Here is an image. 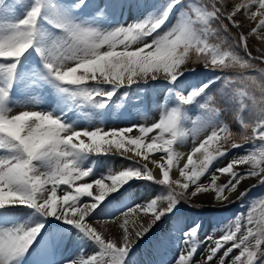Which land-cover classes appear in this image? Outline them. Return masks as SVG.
<instances>
[{
  "label": "snow or ice",
  "instance_id": "1",
  "mask_svg": "<svg viewBox=\"0 0 264 264\" xmlns=\"http://www.w3.org/2000/svg\"><path fill=\"white\" fill-rule=\"evenodd\" d=\"M134 7L140 5L126 0H0V219L30 213L24 222L0 226V264H137L138 243L182 201L213 192L223 203L249 178L264 185V68L256 76L244 75L256 68L253 61L264 63V50L257 48L253 56L238 18L259 17L249 35L264 39V0H199L186 8L182 0H166L126 26H105ZM174 10L180 12L172 24ZM189 63L203 64L212 78L189 82L185 74L197 71ZM229 69L240 72L224 75ZM150 81L165 83L175 101L156 122L109 130L76 127L77 119L102 117L122 89L116 108L133 85ZM218 81L224 85L223 102L243 129L239 136L212 106L210 89ZM22 90L29 92V104L47 101V108L14 111ZM194 103L203 115L195 117L190 132L184 127L185 106ZM202 132L207 134L200 139ZM190 134V151H177ZM234 150L243 151L213 168ZM116 154L128 165L95 178L93 157ZM173 169L179 178H173ZM221 176L227 181L218 183ZM136 180L162 191L143 203H121L119 214L110 212L121 190ZM105 216L123 217L120 234L109 231ZM142 216L151 218L145 224ZM201 227L193 222L183 231L175 241L179 255L162 264H264V210L258 216L248 211L246 219L237 214L215 239L199 241ZM68 240L79 247V256L55 259Z\"/></svg>",
  "mask_w": 264,
  "mask_h": 264
},
{
  "label": "rangeland",
  "instance_id": "2",
  "mask_svg": "<svg viewBox=\"0 0 264 264\" xmlns=\"http://www.w3.org/2000/svg\"><path fill=\"white\" fill-rule=\"evenodd\" d=\"M9 2L11 3L12 0H9ZM59 2L68 3L70 1L59 0ZM97 2L103 3V0H97ZM126 2H130L133 5H140V7H134L125 10L122 15H119V17L123 18L126 24H128L136 19H141L144 16H146L149 12L156 10L159 6L163 5L166 2V0H126ZM198 2L199 0H182V3L185 5V8L189 5L196 4ZM225 2L227 3V0H225ZM233 2H239V0H233ZM18 11H22V10L18 9ZM179 12L180 10H174V15L171 17L172 24H174L176 22V19L179 17ZM238 18L243 21L240 32H242L245 36L251 38L252 41H254L253 39L254 36L249 35V33L251 28L255 27V24L259 20V17H257V21L248 20L244 16H240ZM168 27H171V24H169ZM238 51H240L241 55L244 54L243 51H241V49L240 50L238 49ZM33 66L39 67L38 57H33ZM192 67H195L197 70H201V72L196 73V75L189 76L188 77L189 82L195 83L198 81L212 78L213 74L211 72H208L206 69H203L204 68L203 64H200V68H197V66H193V65L189 66V68ZM258 69L259 68H255L253 70H246L244 72V75L256 76L258 75ZM239 72L240 70L237 69L226 70L224 75L235 76ZM161 84L162 83H156L155 81H152L147 86L140 84L139 88L137 85H133L131 89L130 97L123 101L122 107L116 108L115 105L121 103L120 96L124 91V89H122L120 93H117V96L113 97V102L109 105V108L105 110V114L102 116L103 119H105V122L103 124H100L99 126L96 125L99 124L98 121H100L102 117H96L91 121L80 118L77 119L76 121V127L78 129L80 128L82 129L85 126L84 128H87L89 130H92L95 127H101L104 130H109L113 128L118 129V128L129 127L132 126L133 122L137 123L134 125H138V124L151 125L160 118V116L165 110H170L171 107L175 106L174 97L172 95L168 96L165 92L166 85H161ZM222 88H224L223 83L218 81L210 89V94L214 96V102L212 103V106L216 107L217 104H222L225 113L222 114L221 113L222 111L220 112V116H219L220 120L223 122H227V121L233 122V117L235 118V111L234 109L229 108V106L223 102L221 98V92L219 91ZM47 91L48 89L45 88L44 92ZM30 94L36 96L40 95V93L36 90H30ZM256 95L257 97H259L258 92L256 93ZM28 96H29V92H25L22 90L17 93L16 100L19 99L20 97H23L25 98V102L28 103ZM203 102H204V98L202 97L199 99L198 103H203ZM198 103H194L190 105V107L194 108L192 113L191 110H188L186 112L187 118L184 120V122L186 123L184 127L190 132L194 128L193 121L195 120V117L197 115H203V110L199 109ZM248 103H251V101H248ZM247 115L248 113L246 111L245 116ZM79 122H81L82 124ZM237 123L239 127L240 124L238 120ZM229 126L231 128L230 124ZM132 134L135 135L139 133L134 131ZM206 134H207L206 132L200 133V139H202ZM193 140L194 137L191 134L186 139V141H189L190 143L187 148V153L190 151L193 145ZM248 146L249 145H246L245 147ZM238 151L242 152L243 150H234L233 152L229 153L227 157L222 158L220 161L214 164L213 168L218 166H223L224 164H226L232 158V156ZM93 158L97 160L95 178H98L100 175L109 174V170H111L112 172L122 170V168L127 166L129 163V161L124 160L118 154L112 156H100ZM173 173L174 172H172V175H175ZM177 176L179 178L178 171L176 173V176H173L174 179H176ZM227 179H228L227 176H221L220 181H218V183H224L227 181ZM86 180L90 182L91 178H86ZM202 182L207 183L208 182L207 177L202 178ZM146 184H149L151 186H147ZM252 185H257V186L252 188L251 192H249L248 195L243 200L238 199L240 192H243L245 189L249 188ZM128 191H132L134 197L133 195L131 198L127 197ZM160 191H162L161 186L153 184L151 182L143 181V180L133 181L130 184V186H125V188L121 190V194L116 199L113 200L112 206L110 207V212L119 214V210L121 209V203H130V204L143 203L151 198H154V196L158 194ZM61 192L62 191H58V194H61ZM190 201L194 203V205L196 206L195 210L197 213H193V214H198L199 215L198 217H204L205 219H208L207 221L209 222H211L212 220L215 221V222L212 221V223L208 227H206L207 229L206 231L201 232L200 230L197 235V239L199 241H203L206 236H212L215 239L223 234L224 228L230 222H233L235 220L237 214L244 213L246 219V214L248 211H252L254 215L258 216L260 212L264 210V185L258 184L256 178H249L243 181L241 185H239L238 190L235 193H232V195L230 194L229 199L227 201H224L223 203H220L216 200L215 194L213 192L200 193L197 196L192 197ZM186 202L187 201H182L181 205L178 208V211L174 215L168 216L162 222H159L156 226L153 227L150 234L147 235L143 240H141L138 243L137 247L134 249L136 253L135 257L139 259L137 260V264H162V262H171L179 255L180 248L176 246L175 241H177L178 238L182 236L183 231L187 230L185 228H180L179 222L186 220L187 217H189L190 215L192 216V214H189L190 210H187ZM25 215H26L25 212L22 211L18 215L9 217L7 220L0 219V226H11L14 223L21 222L23 221L22 219L24 218ZM105 218H109V217L108 216L102 217L101 218L102 221ZM121 218L123 219V217ZM147 218L148 219H146V223L148 222V220H150L151 217L147 216ZM193 222H195V220ZM201 226H202V222H201ZM158 242H160L161 245ZM66 245L69 246L68 254H70L71 249H73L74 250L73 253L79 256L80 249L76 248L75 243H73L71 240H68ZM147 246L151 247V249L155 248L153 250H150L151 254L158 247L161 253L158 256H150L149 252L148 254L145 253L146 252L145 249L147 248ZM204 247L205 245L202 244L200 250L201 252L204 251ZM222 251L223 250H221L220 254H222ZM236 251L238 252V250ZM199 258H200V253H198L196 256V259ZM28 259L31 260L32 257H29Z\"/></svg>",
  "mask_w": 264,
  "mask_h": 264
},
{
  "label": "bare ground",
  "instance_id": "3",
  "mask_svg": "<svg viewBox=\"0 0 264 264\" xmlns=\"http://www.w3.org/2000/svg\"><path fill=\"white\" fill-rule=\"evenodd\" d=\"M261 32H262V35H264V30H261ZM255 39H256V41H257V45L259 46V48H261L262 50H264V39H261L260 37H257V36H255ZM17 101V103L14 105V111H20V110H24V107L25 106H27L30 110H40V109H43V108H47V102L45 101V103H42L41 105H39V106H33V105H31V104H29V103H26L25 102V100L23 99V98H19V99H17L16 100ZM105 117V116H104ZM105 122V119H103V117L100 119V121H98V123L99 124H103ZM79 123H81V122H79ZM78 123V124H79ZM82 124V123H81ZM82 127V126H81ZM85 127V126H84ZM83 127V128H84ZM81 129V128H80ZM189 141H184L181 145H179V146H177V151H179V152H181V153H187V148H188V146H189ZM183 162H186V155H185V159L184 160H182V162L181 163H183ZM150 167H151V165H150ZM173 174H175V175H172V176H176V173H177V170L176 169H173ZM174 178V177H173ZM177 178H178V176H177ZM130 189V188H129ZM94 191H95V189H93ZM61 194H62V192H61ZM127 194V193H126ZM125 194V195H126ZM132 191H128V194H127V197H132ZM232 195V194H231ZM133 197H134V195H133ZM231 197V196H230ZM129 199V198H128ZM26 215L24 216V218L22 219L23 221H21V222H24V221H26V220H28L29 219V216H30V213H25ZM143 217V216H142ZM141 217V219H142V222H144L145 224H146V219H148L147 217H143L142 218ZM103 221H106V227L109 229V231L113 234V235H118V234H120V232H121V229L119 228V223L120 222H122V218H120V220H117V221H112L111 219H109V218H105ZM207 222H209V221H206L205 223L204 222H202V226H204V224H205V226L207 225L206 223ZM51 223L52 224H55V223H57V222H55V221H51ZM66 243H67V241L64 243L65 245H66ZM75 246H76V248H79L76 244H75ZM69 247V246H68ZM91 252V249H88V250H86V254L88 253V252ZM74 252V250L73 249H71V252H70V254L68 255H64V256H62L61 255V252L60 251H58L57 252V254H56V256L54 257L55 259H57V260H67V259H72V258H77L78 257V255L77 254H74L73 253ZM147 252V254H148V252L150 253V250H148V251H146ZM160 254V251H159V247L151 254H149L150 256H158ZM134 259L137 261V260H139L138 258H136V257H134ZM139 262V261H138Z\"/></svg>",
  "mask_w": 264,
  "mask_h": 264
},
{
  "label": "trees",
  "instance_id": "4",
  "mask_svg": "<svg viewBox=\"0 0 264 264\" xmlns=\"http://www.w3.org/2000/svg\"><path fill=\"white\" fill-rule=\"evenodd\" d=\"M231 32L234 34L235 33V31L234 30H231ZM249 47H250V49H251V51H253V52H256L257 53V51L251 46V44H249Z\"/></svg>",
  "mask_w": 264,
  "mask_h": 264
}]
</instances>
